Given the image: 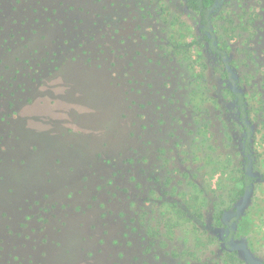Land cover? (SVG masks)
Returning <instances> with one entry per match:
<instances>
[{"label":"rangeland","instance_id":"obj_1","mask_svg":"<svg viewBox=\"0 0 264 264\" xmlns=\"http://www.w3.org/2000/svg\"><path fill=\"white\" fill-rule=\"evenodd\" d=\"M212 29L223 54L185 0H0V264L264 262V0Z\"/></svg>","mask_w":264,"mask_h":264},{"label":"trees","instance_id":"obj_2","mask_svg":"<svg viewBox=\"0 0 264 264\" xmlns=\"http://www.w3.org/2000/svg\"><path fill=\"white\" fill-rule=\"evenodd\" d=\"M187 7L196 12L200 18L201 32L209 45V48L212 52L216 54H223L222 50L215 44L214 32L212 29V19L217 10L218 0H185ZM227 79H230V75L226 72ZM233 96L235 98V105L237 111L239 112V120L242 123L246 132H248V136L250 134L249 126L246 124V118L248 114L247 104L245 97L240 92H233ZM244 170L241 177V189L239 191L240 195H244L246 192H249L252 188L253 183L257 179L255 176H252L250 173V168L254 163V155L251 152L250 142L247 139L245 142L244 149ZM238 217H234L231 221L226 224V228L228 229V235L225 238L226 245L229 247V241L234 235L233 223L237 221Z\"/></svg>","mask_w":264,"mask_h":264},{"label":"water","instance_id":"obj_3","mask_svg":"<svg viewBox=\"0 0 264 264\" xmlns=\"http://www.w3.org/2000/svg\"><path fill=\"white\" fill-rule=\"evenodd\" d=\"M248 195H249V192H246L243 195L241 204L236 208L237 217L240 216L241 210L246 206L247 201H248ZM233 250L241 251L244 255V259H245L247 264H264V262L254 258L251 251L249 250L248 246L244 243H240V244L235 245L233 247Z\"/></svg>","mask_w":264,"mask_h":264},{"label":"flooded vegetation","instance_id":"obj_4","mask_svg":"<svg viewBox=\"0 0 264 264\" xmlns=\"http://www.w3.org/2000/svg\"><path fill=\"white\" fill-rule=\"evenodd\" d=\"M239 218V217H238Z\"/></svg>","mask_w":264,"mask_h":264}]
</instances>
